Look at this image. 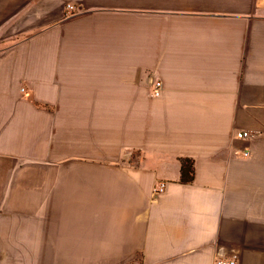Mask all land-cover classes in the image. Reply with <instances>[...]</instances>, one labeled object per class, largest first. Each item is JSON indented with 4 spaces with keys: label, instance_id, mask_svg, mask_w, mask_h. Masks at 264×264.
<instances>
[{
    "label": "crops",
    "instance_id": "crops-1",
    "mask_svg": "<svg viewBox=\"0 0 264 264\" xmlns=\"http://www.w3.org/2000/svg\"><path fill=\"white\" fill-rule=\"evenodd\" d=\"M219 253L264 264V0H0V264Z\"/></svg>",
    "mask_w": 264,
    "mask_h": 264
},
{
    "label": "built area",
    "instance_id": "built-area-1",
    "mask_svg": "<svg viewBox=\"0 0 264 264\" xmlns=\"http://www.w3.org/2000/svg\"><path fill=\"white\" fill-rule=\"evenodd\" d=\"M65 15L71 16L76 14L79 9L72 3H67L65 6ZM162 91V83L160 80H155L152 83L151 89L149 91L150 96L157 97L161 94ZM235 136L238 138H250L251 133L247 130H236ZM166 183L165 182H159L155 185L153 188V194H160L165 191ZM236 260L233 257H227L223 256V254L219 253L215 257V263L216 264H235Z\"/></svg>",
    "mask_w": 264,
    "mask_h": 264
},
{
    "label": "trees",
    "instance_id": "trees-1",
    "mask_svg": "<svg viewBox=\"0 0 264 264\" xmlns=\"http://www.w3.org/2000/svg\"><path fill=\"white\" fill-rule=\"evenodd\" d=\"M181 182L188 183L193 180V161L189 158H182L181 159Z\"/></svg>",
    "mask_w": 264,
    "mask_h": 264
}]
</instances>
